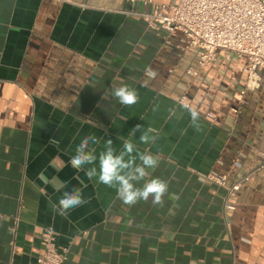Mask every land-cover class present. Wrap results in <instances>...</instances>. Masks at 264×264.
<instances>
[{
    "label": "crops",
    "instance_id": "1",
    "mask_svg": "<svg viewBox=\"0 0 264 264\" xmlns=\"http://www.w3.org/2000/svg\"><path fill=\"white\" fill-rule=\"evenodd\" d=\"M152 8L0 0V264H36L46 232L68 248L64 264H264V79L241 99L247 61L225 51L189 74L196 49L180 33L149 28L143 15ZM148 69L158 75L146 83ZM119 85L136 89L139 102L103 98ZM181 96L199 111L202 131L190 126ZM137 124L155 130L154 143L131 136ZM89 134L100 139L90 145L97 154L107 139L117 152L132 139L158 155L137 187L167 181L163 205L129 207L86 168L73 169L70 158ZM208 173L224 175L226 186L248 179L227 198L226 188L201 181ZM74 187L87 202L60 215L50 205Z\"/></svg>",
    "mask_w": 264,
    "mask_h": 264
},
{
    "label": "built area",
    "instance_id": "2",
    "mask_svg": "<svg viewBox=\"0 0 264 264\" xmlns=\"http://www.w3.org/2000/svg\"><path fill=\"white\" fill-rule=\"evenodd\" d=\"M153 6L143 20L151 29H163L169 34L180 33L185 48L193 47L197 53V69L188 73L197 76L198 71L209 67L217 51L234 54L246 59L244 89L239 97L259 88L264 79V0H173L169 6L154 5L152 0H132ZM167 9V14L162 11ZM180 103H186L181 96ZM213 119L212 113H206ZM239 157L234 162L239 166ZM258 170L264 171V159ZM248 176L226 186V177L215 173L201 176V181L226 188L227 198L234 196ZM228 207H231L228 205ZM42 253L36 264H64L68 257L67 247H57L50 232L42 236Z\"/></svg>",
    "mask_w": 264,
    "mask_h": 264
},
{
    "label": "clouds",
    "instance_id": "3",
    "mask_svg": "<svg viewBox=\"0 0 264 264\" xmlns=\"http://www.w3.org/2000/svg\"><path fill=\"white\" fill-rule=\"evenodd\" d=\"M157 75V72L148 69L146 83L155 79ZM109 97L115 99L123 107L136 105L140 100L139 92L128 85L113 87L111 95L105 94L103 98L108 99ZM158 107L159 105H155L153 111H157ZM182 107L190 116V126L197 132L202 131L201 116L197 108L187 103ZM154 131L151 127L145 129L141 124H137L129 133L134 137L137 132H140V143L149 144L157 139L155 135H152ZM99 143L100 139L93 134L81 139L70 158L71 167L77 171L86 168L85 174L88 179H96L98 183L115 189L117 198L129 207L135 206L140 201L147 202L149 199L153 205H163L164 197L169 191L167 181L154 177L145 182L142 187H137V184L149 175V169L155 170L159 166L158 155L139 151L132 139H124L119 152L114 148L113 140L107 139L104 141L103 150L97 154L94 148H90V145ZM137 160L140 163H137ZM86 202L82 190L74 187L63 192L58 204L50 206L60 215H66L69 210L80 207Z\"/></svg>",
    "mask_w": 264,
    "mask_h": 264
}]
</instances>
